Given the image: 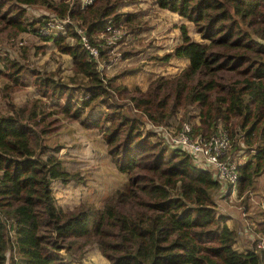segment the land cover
Wrapping results in <instances>:
<instances>
[{
  "label": "trees",
  "instance_id": "16d2710c",
  "mask_svg": "<svg viewBox=\"0 0 264 264\" xmlns=\"http://www.w3.org/2000/svg\"><path fill=\"white\" fill-rule=\"evenodd\" d=\"M134 1L94 0L83 7L81 0H0V94L31 85L39 97L24 107L8 95L6 107L0 103V264H71L94 247L109 264H262L249 238L248 246L236 244L243 228L264 234V208H250L264 175V46L258 42H264V0H154L191 24L200 39H191L182 24L180 44L160 62L187 64L145 90L104 76L77 32L102 60L109 57L100 36L108 27L123 31L122 40L140 33L135 14L125 11ZM33 7L52 16L36 20L27 11ZM58 23L62 30H54ZM26 33L67 55L73 75L27 67ZM128 105L139 117L125 111ZM180 114L194 137L225 133L230 149L242 151L241 158H229L237 164L234 197L243 227L230 222L233 215L216 198L219 182L149 131L148 124L174 128ZM61 121L97 130L127 177L101 207L82 203L67 211L56 203L53 180L76 177L60 156L63 147L45 144Z\"/></svg>",
  "mask_w": 264,
  "mask_h": 264
},
{
  "label": "rangeland",
  "instance_id": "374dc122",
  "mask_svg": "<svg viewBox=\"0 0 264 264\" xmlns=\"http://www.w3.org/2000/svg\"><path fill=\"white\" fill-rule=\"evenodd\" d=\"M125 7L126 12L135 14L136 20H139L140 33L135 38L127 37L118 43L111 55L103 59L104 66L100 61L104 76L115 78L118 85L130 89L138 86L141 90H145L150 81L158 76L178 75L187 61L175 60L161 63L160 58L180 44L179 27L182 24L188 26V34L191 39L199 40L200 37L193 26L176 14L159 9L154 0H135L134 3ZM27 11L28 15L36 20L47 15L52 16L39 7L29 8ZM100 36L103 38V34ZM24 42L29 48V53L27 59L22 61L27 67L64 78L73 75V72L70 71V58L60 53L54 44L44 42L39 36L37 37L32 33H26L23 36ZM125 52H128V55L122 59ZM7 95L8 99L17 107H24L30 101L39 100L31 85L12 87L9 92L1 93L0 103L3 107H6ZM42 101L44 102V99ZM117 102L123 103L124 100L117 99ZM126 109L135 118L139 117L136 111H132L130 105L125 106V111ZM99 114L97 109L91 116L97 117ZM181 116L180 114L176 119L179 122H177L178 125L175 124L177 128L182 125ZM55 118L57 117L52 115L51 119ZM55 124L54 122V126ZM58 124H63V127L58 133L50 136L45 144L63 147L60 156L64 159L67 170L75 174L76 177L66 183L58 179L53 180L52 187L57 205L67 211L73 210L82 203H93L101 207L112 191L124 185L127 180L126 175L117 171L115 164L107 155V149L97 130L84 128L78 121H61ZM232 153H236V159L241 158V150H231L229 156ZM256 186L258 191L251 196V210L262 209L257 202L261 201L264 196V175L257 178ZM225 188L220 183L221 193L226 191ZM218 194L216 198H220L218 199L219 203L227 209L231 216L233 215V220L230 222L243 227L242 217L239 213L241 208L237 206L238 201L235 200V197L224 196L223 198L219 197ZM240 244L248 246L247 238L246 241L243 237L239 238L236 247H240ZM66 257L69 259L68 255ZM71 261V264H109L95 247L87 251L83 258L79 260L72 258Z\"/></svg>",
  "mask_w": 264,
  "mask_h": 264
},
{
  "label": "built area",
  "instance_id": "2783aa9c",
  "mask_svg": "<svg viewBox=\"0 0 264 264\" xmlns=\"http://www.w3.org/2000/svg\"><path fill=\"white\" fill-rule=\"evenodd\" d=\"M93 2L94 0H81L83 7L91 5ZM60 24L61 23H58V25L53 28L62 30ZM77 32L81 36L82 46L88 52L90 59L97 64L100 71H103L102 67L104 66V62L101 59L99 49L92 46L80 30ZM46 34L47 33H44V35ZM123 36V31L118 28L108 27L106 29L103 38L106 43L105 50L108 51L107 53L109 55H111L115 47H117L118 43L123 39ZM148 129L150 132L159 135L170 150L182 151L188 154L192 157L197 167L208 171L219 184H223L224 187H226V191L223 193L220 192L218 194L219 197L224 196L227 192L233 197L236 196L238 183L237 164L234 160H230L229 158L230 140L225 133L220 132L208 138L201 136L194 137L192 128L187 123H183L179 128L175 127L171 129L148 124ZM257 203L261 208H264V197ZM246 225L249 226V223L246 222ZM248 237L251 246L259 253L262 264H264V234L250 231Z\"/></svg>",
  "mask_w": 264,
  "mask_h": 264
},
{
  "label": "crops",
  "instance_id": "0c3cea01",
  "mask_svg": "<svg viewBox=\"0 0 264 264\" xmlns=\"http://www.w3.org/2000/svg\"><path fill=\"white\" fill-rule=\"evenodd\" d=\"M263 197H264V196H263ZM243 233H246V234H244V236H243L244 240H246V238L248 239V238H249V237H248V232L245 231V228H243Z\"/></svg>",
  "mask_w": 264,
  "mask_h": 264
},
{
  "label": "water",
  "instance_id": "95a60500",
  "mask_svg": "<svg viewBox=\"0 0 264 264\" xmlns=\"http://www.w3.org/2000/svg\"><path fill=\"white\" fill-rule=\"evenodd\" d=\"M258 42L264 46V42H261V41H258Z\"/></svg>",
  "mask_w": 264,
  "mask_h": 264
}]
</instances>
